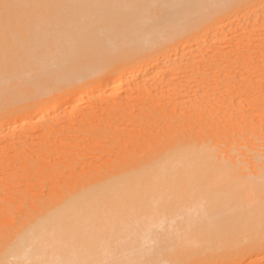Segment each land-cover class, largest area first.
Here are the masks:
<instances>
[{"label": "bare ground", "instance_id": "obj_1", "mask_svg": "<svg viewBox=\"0 0 264 264\" xmlns=\"http://www.w3.org/2000/svg\"><path fill=\"white\" fill-rule=\"evenodd\" d=\"M1 10L2 261L264 264V0Z\"/></svg>", "mask_w": 264, "mask_h": 264}, {"label": "rangeland", "instance_id": "obj_2", "mask_svg": "<svg viewBox=\"0 0 264 264\" xmlns=\"http://www.w3.org/2000/svg\"><path fill=\"white\" fill-rule=\"evenodd\" d=\"M38 4H39V0H0V8L1 9L8 8V10L9 9L10 10L9 11L6 10V11L9 12V14H11L13 12V15H14L17 12L14 13L13 9L17 10V8H18L19 16L22 15L23 8H25L26 6H28V5H38ZM1 11L3 13H5V15H3V14H2L3 16L0 15V18L1 19H5L6 18V12L4 10H1ZM18 13L16 15H14L15 18H13V19H10V18H12L11 17L12 15H9L10 16V18H9L10 20L9 21H22V20H16L17 18L20 19V17H17ZM31 74H33V72L26 73V76H30ZM142 76L143 75H141V77L137 79V84H145L147 82L154 81L158 77L157 75L151 74V72H148L147 75H146L147 82H142L141 81L142 80L141 79ZM70 84H72V83L70 81H68L66 84H64L63 86H61L60 87V89H62L61 91H65L66 90V87L68 85H70ZM130 87L131 86L123 85L120 88L116 89V91L118 92L119 95H125V94H128V92H129V89L128 88H130ZM82 92L85 93V92H88V90H83ZM63 96H64L63 97V105L61 106V108H59V112L62 113V117L63 118H67V119L69 117H71L72 115L76 114V112L79 109H84V108H87L88 106L103 105L101 101L105 99L104 96H102L100 99H97V100H94V101L84 99V100L80 101V104H79V107L80 108L79 107L73 108L71 106L72 104H71V100L69 99V96H67L66 94H64ZM38 101H39V97H35V98L34 97H31V98H28V99H25V100H22V101H19V102L11 103V104H9L6 107L1 108L0 109V112H1V110H4L5 108L11 107L10 109H13L12 112H11V113H13L12 116L15 115V113L20 112L21 110H25V111L30 112V114H34L35 113L34 109H36V108H33V107H34L35 103L38 102ZM17 105H22V106H18V107H21V108L15 109ZM132 110H135V108L133 106H129L126 112H130ZM45 114L46 113H43V114H41L39 116L37 115L34 118V120H39V119H42L43 118L42 122L41 121H37L36 124L30 126V128H33V132H35V134H36V137L33 139V142L34 143H37V142H46V140L43 137L40 136L41 131L45 128V126L47 124H49V123H47L48 120L45 117ZM50 140L53 141V138L51 137ZM49 143H52V142H49ZM2 144H3V141L0 140V147L1 148L4 146V144L3 145ZM35 145H36L35 147L38 148V144H35ZM61 147H63V145ZM0 154H1V151H0ZM1 176H2V178L4 177L3 175H0V178H1ZM238 252H240V251H238ZM236 256H239V258H240L242 255L240 256V255L236 254L234 256V259H233L234 262L236 260ZM220 259L221 258H218V260H220ZM2 260L3 259H1V261ZM16 260H17V258L12 257L10 259H6V260L2 261L1 264H4L3 262H5V264H17L16 263ZM218 260L217 261L215 260V263L214 264H217L216 262H218ZM224 262L222 264H224ZM226 262H228V263H225V264H230L231 263V262H229V260H226ZM212 263L213 262H211L210 264H212ZM167 264H171V263L168 262Z\"/></svg>", "mask_w": 264, "mask_h": 264}]
</instances>
